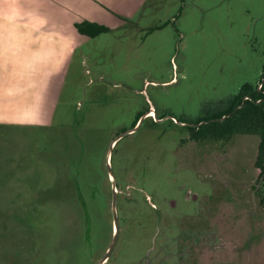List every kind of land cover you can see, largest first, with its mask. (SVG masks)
Wrapping results in <instances>:
<instances>
[{
	"label": "rangeland",
	"instance_id": "1",
	"mask_svg": "<svg viewBox=\"0 0 264 264\" xmlns=\"http://www.w3.org/2000/svg\"><path fill=\"white\" fill-rule=\"evenodd\" d=\"M85 53L51 124L0 123V264H98L113 182L103 264H264L259 137L207 128L261 78L264 0H149Z\"/></svg>",
	"mask_w": 264,
	"mask_h": 264
},
{
	"label": "crops",
	"instance_id": "2",
	"mask_svg": "<svg viewBox=\"0 0 264 264\" xmlns=\"http://www.w3.org/2000/svg\"><path fill=\"white\" fill-rule=\"evenodd\" d=\"M148 1L0 0V123L51 124L85 48L136 24ZM84 22L108 31L89 38Z\"/></svg>",
	"mask_w": 264,
	"mask_h": 264
},
{
	"label": "trees",
	"instance_id": "3",
	"mask_svg": "<svg viewBox=\"0 0 264 264\" xmlns=\"http://www.w3.org/2000/svg\"><path fill=\"white\" fill-rule=\"evenodd\" d=\"M78 31L89 38L97 37L98 35L105 33L108 29L100 27L96 24L82 23L76 25ZM262 75H264V65L262 67ZM264 91V82L263 90ZM249 97L250 101L243 102L244 97ZM260 100L259 104H256L257 100ZM226 116L225 119L220 122V119ZM140 117H137L135 124ZM208 121V120H207ZM208 129H214L210 134H216V128L220 126L219 135L225 137H231L234 135H256L259 137V143L257 148V157L255 167L259 170V175L264 176V92L263 94L256 91L253 86L244 84L239 89V92L234 96L232 104L227 111L220 112L216 116L210 119ZM200 132L194 133L193 138H199ZM260 204L264 208V195L260 198Z\"/></svg>",
	"mask_w": 264,
	"mask_h": 264
},
{
	"label": "water",
	"instance_id": "4",
	"mask_svg": "<svg viewBox=\"0 0 264 264\" xmlns=\"http://www.w3.org/2000/svg\"><path fill=\"white\" fill-rule=\"evenodd\" d=\"M109 174H111L110 169H108ZM117 191L115 189V184L114 182L112 183V200H111V211H112V219H113V236L111 239V243L105 253V255L102 257V259L98 262V264H103L110 256L116 241H117V237H118V233H119V229H118V219H117V215H116V200H117Z\"/></svg>",
	"mask_w": 264,
	"mask_h": 264
},
{
	"label": "flooded vegetation",
	"instance_id": "5",
	"mask_svg": "<svg viewBox=\"0 0 264 264\" xmlns=\"http://www.w3.org/2000/svg\"><path fill=\"white\" fill-rule=\"evenodd\" d=\"M263 67V66H262ZM263 82H264V75H262V73H261V78H260V80L253 86V88L256 90V91H259L260 93H262L263 94V92L264 91H262L263 90ZM245 101H250V98L249 97H244L243 98V102H245ZM260 103V100L258 99L257 101H256V104H259ZM150 113H152L153 114V116H150V115H152V114H150ZM150 114V115H149ZM143 117H147V118H150L151 120L154 118L155 120H158V118H157V116H156V114H155V112L153 111V109H150V110H147L144 114H143ZM224 117V119H225V117L226 116H223ZM173 121V120H172Z\"/></svg>",
	"mask_w": 264,
	"mask_h": 264
},
{
	"label": "bare ground",
	"instance_id": "6",
	"mask_svg": "<svg viewBox=\"0 0 264 264\" xmlns=\"http://www.w3.org/2000/svg\"><path fill=\"white\" fill-rule=\"evenodd\" d=\"M150 114H152V113H150ZM150 114H149V115H150Z\"/></svg>",
	"mask_w": 264,
	"mask_h": 264
}]
</instances>
